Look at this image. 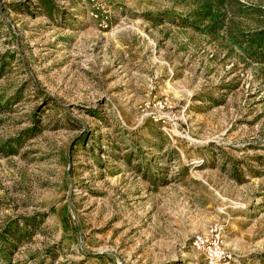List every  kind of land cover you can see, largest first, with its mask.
<instances>
[{"label":"rangeland","instance_id":"1","mask_svg":"<svg viewBox=\"0 0 264 264\" xmlns=\"http://www.w3.org/2000/svg\"><path fill=\"white\" fill-rule=\"evenodd\" d=\"M0 264H264V0H0Z\"/></svg>","mask_w":264,"mask_h":264}]
</instances>
